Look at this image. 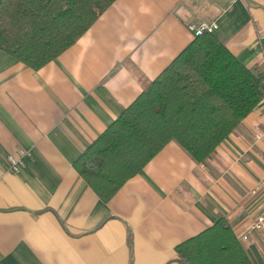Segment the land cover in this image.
Segmentation results:
<instances>
[{"label":"crops","instance_id":"crops-1","mask_svg":"<svg viewBox=\"0 0 264 264\" xmlns=\"http://www.w3.org/2000/svg\"><path fill=\"white\" fill-rule=\"evenodd\" d=\"M203 21L264 74V0H116L39 69L0 49V264H181L175 247L222 216L264 264V229L243 239L264 206V99L207 160L173 139L109 201L74 165Z\"/></svg>","mask_w":264,"mask_h":264},{"label":"trees","instance_id":"trees-1","mask_svg":"<svg viewBox=\"0 0 264 264\" xmlns=\"http://www.w3.org/2000/svg\"><path fill=\"white\" fill-rule=\"evenodd\" d=\"M115 1L0 0V49L39 69ZM263 79L213 33L195 36L74 165L109 201L173 139L203 162L264 99ZM175 252L181 264H253L224 216Z\"/></svg>","mask_w":264,"mask_h":264},{"label":"built area","instance_id":"built-area-1","mask_svg":"<svg viewBox=\"0 0 264 264\" xmlns=\"http://www.w3.org/2000/svg\"><path fill=\"white\" fill-rule=\"evenodd\" d=\"M229 5L235 3L237 0H224ZM222 11H226L227 8H221ZM189 28L191 31H193L195 36L202 35L204 33H213L215 29L217 28V24L215 22L209 23L206 21H203L199 24H190ZM264 82V79H263ZM254 138L255 140H261L264 138V122L260 123L255 126L254 129ZM29 155V152L25 149H19L17 153H9L7 155V162L9 170L12 172H17L21 168H23L26 165V160ZM260 187H257L259 189ZM264 229V206L260 210V212L256 215L254 221L249 227V230L245 235H243V239H248L249 234L251 232L255 231H261Z\"/></svg>","mask_w":264,"mask_h":264}]
</instances>
